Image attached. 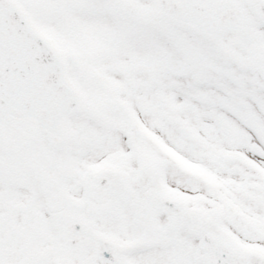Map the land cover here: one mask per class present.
<instances>
[{
    "label": "snow or ice",
    "instance_id": "1",
    "mask_svg": "<svg viewBox=\"0 0 264 264\" xmlns=\"http://www.w3.org/2000/svg\"><path fill=\"white\" fill-rule=\"evenodd\" d=\"M0 264H264V0H0Z\"/></svg>",
    "mask_w": 264,
    "mask_h": 264
}]
</instances>
